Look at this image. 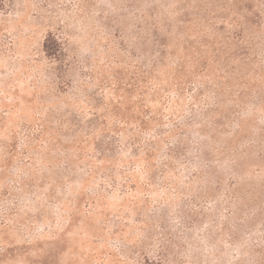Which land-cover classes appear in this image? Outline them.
<instances>
[{"label":"rangeland","instance_id":"obj_1","mask_svg":"<svg viewBox=\"0 0 264 264\" xmlns=\"http://www.w3.org/2000/svg\"><path fill=\"white\" fill-rule=\"evenodd\" d=\"M0 264H264V0H0Z\"/></svg>","mask_w":264,"mask_h":264}]
</instances>
